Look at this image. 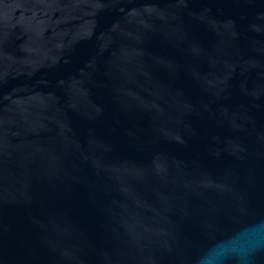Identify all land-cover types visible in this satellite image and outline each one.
Here are the masks:
<instances>
[{"label":"water","instance_id":"95a60500","mask_svg":"<svg viewBox=\"0 0 264 264\" xmlns=\"http://www.w3.org/2000/svg\"><path fill=\"white\" fill-rule=\"evenodd\" d=\"M0 264H264V0H0Z\"/></svg>","mask_w":264,"mask_h":264}]
</instances>
